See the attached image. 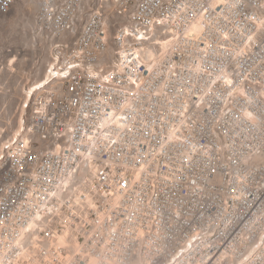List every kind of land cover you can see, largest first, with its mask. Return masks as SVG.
Returning a JSON list of instances; mask_svg holds the SVG:
<instances>
[{
    "label": "built area",
    "instance_id": "obj_1",
    "mask_svg": "<svg viewBox=\"0 0 264 264\" xmlns=\"http://www.w3.org/2000/svg\"><path fill=\"white\" fill-rule=\"evenodd\" d=\"M36 1L0 264H264V0Z\"/></svg>",
    "mask_w": 264,
    "mask_h": 264
},
{
    "label": "rangeland",
    "instance_id": "obj_2",
    "mask_svg": "<svg viewBox=\"0 0 264 264\" xmlns=\"http://www.w3.org/2000/svg\"><path fill=\"white\" fill-rule=\"evenodd\" d=\"M14 9L11 15L0 16V148L9 135L18 132L21 105L25 102L27 89L46 74L45 70L43 77L35 82L34 78H26L34 64L31 55H26V61L22 63L18 53L23 49L30 53L26 43L29 29L24 24L27 14L34 16L36 10L26 0L17 1Z\"/></svg>",
    "mask_w": 264,
    "mask_h": 264
},
{
    "label": "bare ground",
    "instance_id": "obj_3",
    "mask_svg": "<svg viewBox=\"0 0 264 264\" xmlns=\"http://www.w3.org/2000/svg\"><path fill=\"white\" fill-rule=\"evenodd\" d=\"M26 1L36 10V12L38 11V1H36V0H26ZM44 82H45V76L40 82L36 83L32 88H30L29 90L27 89L26 97H27V95L30 94V92L32 93L34 87H36L37 85L42 84V83L45 84ZM25 101H26V99H25ZM20 122H21V119H20ZM19 125H20V123H19Z\"/></svg>",
    "mask_w": 264,
    "mask_h": 264
}]
</instances>
